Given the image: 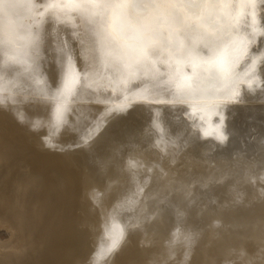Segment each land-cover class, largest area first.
Listing matches in <instances>:
<instances>
[{"label":"rangeland","instance_id":"rangeland-1","mask_svg":"<svg viewBox=\"0 0 264 264\" xmlns=\"http://www.w3.org/2000/svg\"><path fill=\"white\" fill-rule=\"evenodd\" d=\"M10 1L8 0V2ZM21 1L25 3V0H19V2L17 0L16 2L14 0L11 1L15 3L11 4L13 7L15 5L14 8L12 7V10L8 6L9 3H6L7 0L4 3L5 7L3 6L5 10L2 7V12L5 11L8 14L6 11L7 6L8 8L10 7L9 10L11 12H14L13 10L19 5V10H15V12H18H16L15 16H18L16 18L20 17V19L12 18L15 12L12 16L9 12L5 18H10L7 20L10 24L6 22L3 26L5 28L3 29V34L9 35L8 37L5 34L3 35V40L5 39L3 45L8 43V46L0 51V71L5 79L10 80V83L9 85L6 84V97L0 101V136L4 137L3 142L5 144L8 138L7 141L9 143L5 148H8L10 145L14 149H16V146L17 148L20 147L19 150L15 151L16 153L13 150L14 153L11 152L10 156L12 154H15L14 156L17 155V157L23 155L18 158H26V160H19L21 164L17 161V157V160L15 159L17 163L14 159L10 161L11 164L15 163L14 165L16 166L26 168L24 176H29L31 179L33 177L34 181H32L36 182L34 184H37V187L39 186L41 191H38V188L34 184L33 186L35 187L30 188L32 190L28 189L29 186L25 187V192L28 191L27 195L33 201L40 200L42 197L39 196L43 195L42 199L44 201L45 193L53 194L51 191L66 193L64 195V202L67 205L69 218L72 220V231L66 237L59 238L61 232H57L59 235H56L54 228L51 229L52 225L48 224L46 225V228L48 227L47 231L43 229L45 234L39 231L36 235L37 237L35 236L36 238H34V246L32 247H35L36 244V247L41 246L46 251L51 247L49 243L57 241L56 247L46 254L47 259L45 264H264V68L261 69L260 73L251 71L256 58L264 57V22L256 24L255 30H253L251 25L254 24V20H259V17L254 18L246 15L244 16L245 22L238 24V17L242 13L249 11V9L246 5L236 3L235 0L232 3H223L225 9L223 5V7L221 6L222 3L218 4L214 2L213 4L212 2V6L214 5L212 7L210 6V2H205L203 3L204 6H201L203 8L209 6L208 9L212 8L211 12L213 14H210V11L205 10V8L201 12L207 11L208 15L203 16L205 13L196 10L197 14L194 18L188 13L187 9L183 11L184 9L182 10L181 7L180 11H178L181 15H185L183 24H176L171 19L168 20L166 18V20L163 19L164 22L161 20L157 22L154 19L156 17L155 12H157L155 8L152 10L150 7L141 5L137 9L132 10L136 13L137 10L144 7L139 10L140 12L137 11L136 16L139 18L138 21L141 19L142 23H145V21L147 23H145L146 25L142 24L144 27H141L140 23L134 24V27L140 25L137 27L144 29L140 34L147 37L150 44L156 45L154 49L158 50V52L154 53L156 51L154 50L151 55L152 58L160 53L162 49V53L157 55L159 58L156 56L152 59L149 56L147 59L150 67L155 68L158 66L157 68H165L163 72H160L162 73L160 77L163 76L161 80L163 81V78L167 80L170 78L169 81L175 83H181L182 81L190 84V78L195 76L201 82L197 81V86H194L196 89L186 87L188 90L179 91L180 95H178V91L174 92V96L171 95L174 100L170 98L172 101L169 103L164 102L156 106L152 102L153 98L149 95L138 98L136 96L128 97L129 92L127 93L121 81V78L127 77L128 73L129 75L133 73V69L131 72L129 67H132L135 61H131L130 59L134 58L136 54H140L141 50L145 47L144 44H140L138 48L133 47L127 50L123 57H119L118 61L117 56L112 55V44L109 40L105 39L103 44L97 42V45V38L93 29L95 26L93 24L91 25L85 18L80 19L76 15L71 16L68 10L66 12L64 9L63 13L62 6L58 5V8L56 7L57 2L59 1L58 4H60L62 0H56V8L48 6L50 5H47L48 0L41 1L45 5L38 1L40 6H45L44 9L46 11L37 6L39 5L36 2L37 0H30L32 2L26 0L31 4L33 3L34 6L30 5L31 9L35 7L33 11L29 10V8L25 10L28 3H25L26 6H24L25 4L23 5ZM253 2L264 5V0H253ZM46 6L50 8L47 9ZM66 6V9L68 6L71 7V5ZM162 7V10L168 11V9L165 10L167 8L166 5ZM145 8L154 11V14L152 11L150 13L147 10L145 11ZM200 8H198L199 11ZM220 8L224 9L223 12L226 10L223 13L224 15H227L228 11L227 20L224 19L226 15H219L223 10ZM217 9L221 11H217ZM22 10L32 12L33 14L30 13V16L38 14L39 16L41 15L40 17H45L46 19L41 18L42 21H40V17L37 16V18L34 17L33 22V16L27 19L26 16H29V14L26 13V16L25 14H20ZM50 10L54 13L57 11V17H54L56 20H51L53 15L49 17L53 13ZM108 10L106 15L98 19L96 24H107L109 32L115 34L116 28L114 27L113 13H116L117 9H112V12H110L111 9ZM142 10L146 14L144 15L146 19H142ZM23 11L21 13H25ZM40 11H43V13ZM61 11L63 17L64 15L66 17L58 19L62 15ZM258 11L264 13V7H261ZM5 13H3V18L6 16L4 15ZM40 13L43 15L47 14L49 19L46 15L42 16ZM148 13L152 16L148 18L150 20L154 19L155 21L153 20V22L155 23L147 19ZM215 16H221L223 19L220 18L219 20ZM228 17L230 18L228 19ZM74 18H76L75 21ZM15 19L16 22L13 21ZM47 19L48 21H44ZM62 19L65 20V23L60 21ZM216 19L219 22L216 26L215 24L213 26ZM50 20L53 22H50L53 24V29L50 26ZM70 20H73L71 21L72 23H70ZM58 21L63 23V25L59 26ZM220 21L221 24H226V27L230 26L229 30L223 24L224 28L222 29ZM45 22L49 25L47 24L48 26H46ZM85 23L87 25L90 24V26L84 28L87 26ZM151 23L154 27H151ZM7 24L11 25V27L13 26L11 31L8 29L10 26L8 27ZM57 25L61 28L60 30L56 28ZM38 26H40L39 32L40 29H43L42 33L40 32L42 35H45L43 31H46V28L50 27V34L46 31V34L49 35L43 37L37 32ZM184 26L189 29L190 27H194L197 29L198 34H203L196 35V33H193L198 39L192 34L198 44L192 40L191 36V40H187L184 37L182 33L185 29ZM206 26L215 28L211 29L208 27V30H206ZM29 28L32 30V34L30 35L31 30ZM216 28L218 29L215 30ZM209 29L214 33L212 34V31L210 30V32ZM225 29L227 30L225 31ZM51 30L58 34L59 37L54 32H51ZM58 30L59 32H57ZM84 30L85 32L89 30L88 33L94 36L87 33L86 36L89 39H86L87 37L85 38L82 35L85 33ZM220 31L221 33H219ZM23 32L25 34L27 32L26 38L30 39L29 41L24 37ZM209 33L210 35L207 36ZM257 33L260 34L258 35ZM179 34H183L182 39H186H183L184 42L187 41V46L185 45L186 43L182 42V44L184 43V46L181 45V47L183 46L182 49L179 47L181 41L179 42L180 44L176 42L179 41L177 38L181 37ZM221 34L225 40L222 39ZM50 36H56L57 38L54 41L53 37L50 38ZM206 36L207 38H205ZM40 37L44 41L40 42ZM93 37H95L93 39L95 42L92 40ZM212 37L213 39H219V42L223 41L220 42L222 45V56L224 57L226 54V61L236 65L237 73L241 76L248 73L238 89L240 94L239 102H231L227 98V93L219 95L220 88L218 85L216 86L217 82L212 74L206 70L200 71L199 69L201 66L199 62L201 61L200 63H202L201 54L204 55L203 53H205V56L209 54V48L207 49L208 43L211 44L209 46H212V44L214 45L218 42L217 40L215 43ZM233 37H236V39L234 40ZM37 38H39L40 44L42 43L41 45L36 44ZM202 38L209 40L208 42L205 40V42ZM8 39L10 40L6 42ZM83 39H86V41L84 40L85 44L82 42ZM162 39H166L165 42ZM171 39H174L176 43L172 42ZM31 40H33L32 45H29L28 43L31 44ZM87 41L89 42L87 43ZM166 41L168 43L170 41L171 44L173 43L172 48L169 46L171 44H168ZM188 41H190L189 43L192 41L195 43H191L190 47H188ZM201 41L205 42L206 46L203 47L205 50L202 48L204 42L201 44ZM48 42H51L52 45H49ZM90 42L94 43L92 44L93 47H91ZM219 42L216 46L220 45ZM122 43H127V41H122ZM132 43L135 44V41H132ZM159 43L166 45L165 47L163 45L159 46ZM167 45L171 49L174 48L173 46H178L182 50L175 51L178 47L172 50L176 52L174 55L176 54L179 57L173 56L176 62L172 58L173 53L171 49L168 51ZM191 46L194 47V50H191L195 51L196 49L195 52L199 53L195 54L193 51L188 53L187 49L189 48L190 50ZM216 46L214 45V47L210 48L217 49ZM42 47L47 48L45 49L46 51L48 50L47 56L45 55L46 53H43ZM184 47L187 49L184 50ZM198 47H201L199 50L203 49L204 52L202 50V53L198 51ZM245 47L253 49V51L241 60ZM36 48H38V54L40 52L43 53L38 58L35 51ZM97 48H99V51L103 49V52H99ZM104 48L108 50L104 51ZM255 49H258V51H255ZM163 50H167L168 54L167 51L163 53ZM206 51L208 54H206ZM183 52L184 54L187 52L185 54L186 57L183 54L181 57L179 56ZM169 53H171V57ZM177 53L180 54L177 55ZM166 54L169 55L168 58ZM189 54H195L191 55V57H194V60L193 58L192 60L189 58ZM109 55L112 58H107ZM195 56L198 57L195 58ZM161 57L165 59L162 60ZM187 57L189 58L188 60ZM156 58L157 60H155ZM166 58H172L175 62H172V65L174 63L176 68L173 67L174 65H171L172 60H168V62ZM195 60L199 61L198 65H196L197 62ZM187 61L189 62L190 70L187 67L188 63L187 65L185 63L184 66V62ZM237 61H239L238 64ZM117 62L122 63L124 65L122 66L123 68ZM167 64L170 66L168 67ZM164 65L167 66L165 67ZM2 69L8 70V78L5 75L6 71H2ZM191 69H194V72H191L193 71ZM177 70L178 72H175ZM126 71L127 74L125 73ZM33 73L36 76L32 75ZM151 74L150 72L148 76ZM22 75L28 77L22 79L25 77H22ZM183 75H186L184 77L189 79H184ZM198 76H201V78ZM203 78L206 80L204 81ZM157 79L162 82L158 76ZM167 80L163 82H168ZM200 80L204 81L205 84ZM249 80L253 82L252 89H249L247 86ZM26 83H28V86L29 84L31 85L26 88ZM213 83H215V86H213ZM200 84H203L202 88ZM31 86H33V91L30 90ZM213 87H215L216 91L213 89L212 92ZM205 88L206 90L210 88V90L204 91ZM51 90L58 92L56 95L57 101L55 100L54 105L49 106L48 103L39 112H30V110H36L35 107L42 106L40 103L44 102L45 98L52 93ZM189 90L192 91L190 92ZM20 91L23 95L20 94ZM235 91H233V95ZM10 92L11 95L13 92L18 93L17 97H15L16 94L12 95L13 99H16L13 101L11 107L5 101ZM189 92L195 97L190 96ZM187 94L192 98L190 99ZM210 94L212 97L209 98ZM1 95H4V93L0 91ZM20 95L23 97L21 98ZM197 95L198 97L200 96L201 103L204 105L200 104L199 98L196 102L197 106L195 102L191 105V101L194 99L196 101ZM180 96H182L184 101L181 100ZM214 96L216 99L213 98ZM35 97L38 98V101L35 100ZM201 97L204 98L202 99ZM177 100L180 101L178 104ZM212 100L213 102L216 101V103H213ZM35 101L40 105L37 106ZM203 101H206V105ZM30 103L32 106L28 107L27 105H30ZM210 103L213 105L226 103L228 106L226 109H216ZM127 105H132V107L128 108L127 111H122ZM184 105L188 108L184 107ZM208 105H211V107ZM191 106H194V108L192 109ZM198 106L203 109H201L202 111H210L208 112L209 115L199 111L201 116L197 112L200 110ZM201 106H208L210 109L207 110L208 107L203 108ZM7 109H11L13 113L10 114ZM57 110H60V113ZM170 112L173 116L168 114ZM56 113L58 114L57 117L59 115L62 117L60 122L55 125L52 134H50L51 138H48V134H46L48 126L50 121L56 117ZM158 116L162 117V121L157 119ZM19 118H24L25 123H18ZM186 119H188L187 125H183ZM11 124H14V133H9V135L1 131V129L7 130V126ZM34 125L36 126L34 127ZM206 131L212 134L205 136L204 133ZM217 131L223 133L226 137L223 143L217 139ZM2 137H0V145L4 144L1 141ZM35 137L42 138L43 142L45 140L49 142V139H53V141L48 144H40L37 140H34ZM0 148H4V146ZM19 152L20 154L18 155L17 153ZM9 153L7 149V152H4V154L0 152V156L2 158L3 155H9ZM29 160L30 164L27 162ZM130 161L136 163L135 168L130 166ZM26 165H29L28 169ZM39 167L42 168L40 169ZM33 174L39 178L42 177V180L37 178V183ZM29 177L26 178L27 180L25 179V182L27 181V183L24 182L25 184H29ZM32 181L30 184L33 183ZM91 184L98 186L99 189L102 188L108 191V196H106L101 206L95 204L89 197ZM43 185L44 187H42ZM42 190L43 193H41ZM30 191L32 192L30 193ZM37 203L41 202L37 201ZM101 208H111L113 210L110 221H100L98 219ZM2 220L0 219V242L4 243L11 238L12 233L11 229L6 225L7 223L2 222ZM91 222L96 223L98 227V231L95 227L97 235H95V232L93 236H89ZM48 232H50L51 237H49V234H46ZM41 238H44L42 242L40 241L42 240ZM50 239L52 240L49 242ZM45 240L46 243H43ZM117 240H119V244L116 250L109 255H105ZM92 242L95 244L94 246ZM2 248L0 247V251H5L6 247ZM30 250L32 252V249ZM7 257L8 255L5 258Z\"/></svg>","mask_w":264,"mask_h":264},{"label":"bare ground","instance_id":"bare-ground-1","mask_svg":"<svg viewBox=\"0 0 264 264\" xmlns=\"http://www.w3.org/2000/svg\"><path fill=\"white\" fill-rule=\"evenodd\" d=\"M11 1H13V0H11ZM8 2V0H7V2H6V0H5V2L6 3H9V5L8 6H10L11 7V10H12V7L13 6H11V4L13 3V4H15L14 2H16V0H14V2ZM18 2H19V0H17ZM30 1V0H29ZM36 1V0H35ZM38 1L40 2V3H43L44 1L43 0H37L36 2L38 3ZM41 1H43V2H41ZM49 1L50 0H48V3H47V5L48 4H50L49 3ZM17 2V3H18ZM21 2H23V1H21ZM21 2H20V4H21ZM30 2H32V1H30ZM59 2V1H58ZM58 2H57V5H56V3H55V5H56V7L58 8V5L59 6H62L63 7V13H64V11L66 10V12H67V10H68V8H69V6H68V8L66 9V4L64 3V5H63V3L60 1V4L62 3V5H60V4H58ZM25 3L29 6H27V7H25V10H27L28 8H29V10L31 9V7H30V5H33V3L31 4V3H29V2H27L26 0H25ZM24 2L22 3L23 5L25 4ZM206 3H208L207 2V0H206ZM212 2H210V4H211ZM216 3H218V2H216ZM215 3V4H216ZM12 4V5H13ZM26 4L24 5V6H26ZM39 4V3H38ZM44 4V3H43ZM213 4H214V2H213ZM219 4V3H218ZM227 4V3H226ZM225 4V5H226ZM22 5V6H23ZM45 5V4H44ZM203 6H204V4H202ZM223 5V3L221 4V6ZM3 6L5 7V5L3 4ZM2 6V7H3ZM8 6H7V8H6V11L8 12V14H9V12L11 13V16H12V14H14V12H15V10H19V5L17 6L18 7V9H16L15 8V10H13L14 12H11V10H9V8H8ZM21 6V7H22ZM23 6V7H24ZM34 6V5H33ZM37 6H40V4L39 5H37ZM43 6V5H42ZM42 6H40L41 8H43L44 9V7H42ZM49 6V5H48ZM48 6H46V8L48 7ZM65 6V7H64ZM143 6V5H142ZM162 6H164V5H161V8H163ZM203 6H201V8H200V11H199V9H197V11L198 12H201V10H204L205 8V10H207V11H210V14L212 13L211 12V10H212V8L209 10L208 9V7H204L203 8ZM207 6V5H206ZM210 6H212V4L210 5ZM214 6V5H213ZM212 6V7H213ZM224 6V5H223ZM222 6V7H223ZM3 7V9L5 10V8ZM14 7H15V5H14ZM13 7V8H14ZM40 7L38 8V9H40ZM55 7V6H54ZM55 7V8H56ZM167 7V6H166ZM220 7V6H219ZM27 8V9H26ZM50 8V7H49ZM49 8H47V9H49ZM144 7H142V8H140V9H143ZM227 8V7H226ZM20 9H22V8H20ZM33 9H35V7L33 8ZM33 9H31L32 11H33ZM43 9H40V10H43ZM65 9V10H64ZM139 9V10H140ZM167 8H165V10H166ZM184 9V10H183ZM220 9H223V8H220ZM220 9H217V11L218 10H220ZM224 9H225V6H224ZM224 9L222 10V13L220 12L219 13V15L220 14H223V13H225L226 12V10H225V12H223L224 11ZM24 10V9H23ZM22 10V11H23ZM28 10V12L27 11H23V12H25V13H21L20 11V14H25V16H26V13L27 14H29V16H26V18L27 19H29L30 17H32V16H30V13H32V12H30ZM60 10V9H59ZM110 10V9H109ZM108 10V11H109ZM139 10H137L138 12H140ZM148 11L149 13H150V11H152V10H154L153 8H152V10H148V9H146L145 8V11ZM179 10V9H178ZM182 10L183 11H186L185 10V8H183L182 7ZM228 10V9H227ZM37 11V10H36ZM44 11H46L45 9H44ZM51 12H53L52 10H50ZM115 11V10H114ZM119 10L117 9V12H118ZM137 11H136V13H137ZM157 11V10H156ZM163 11H164V9H163ZM180 11V10H179ZM207 11H202L201 13H205V14H203V16H205V15H208L207 14ZM215 11H216V7H215ZM215 11H213V12H215ZM17 12V11H16ZM16 12H15V14H14V16L12 17V18H16V17H18V16H15L16 15ZM40 12H42L43 13V11H40ZM56 13H54V14H56V15H54L53 13L52 14H50L49 15V17L50 16H52L53 15V17H52V19L51 20H53L54 19V17H57V11H55ZM110 12H112V9H111V11ZM116 12V13H117ZM141 12H143V17H142V19H146L145 17H144V15H146L145 13H144V10H142ZM154 11H152V13H153ZM165 12V11H164ZM3 13H5V11L3 12ZM18 13V12H17ZM35 13V12H34ZM42 13H40V14H42ZM47 13V12H46ZM59 13H60V11H59ZM109 13V12H108ZM135 13V14H136ZM148 13V15L149 16H147V19H149L150 20V18L152 17L150 14ZM157 12H155V16L157 15L156 14ZM184 13V12H183ZM216 13V12H215ZM218 13V12H217ZM7 13H5L4 15H6V16H4V18L5 17H7V15H8ZM33 14V13H32ZM48 14H49V12H48ZM61 14H62V11H61ZM154 14V13H153ZM152 14V15H153ZM181 14V13H180ZM185 14V13H184ZM186 14H188V13H186ZM213 14V13H212ZM230 14V13H229ZM34 15H36V16H33L32 17V20H33V22H34V17L35 18H37V16L38 17H40L38 14H34ZM46 15V17H48V15L47 14H45ZM45 15H43L42 14V16H45ZM67 15V14H66ZM113 15H114V13H113ZM139 15H141V13H139ZM214 15H217V14H214ZM224 15V14H223ZM222 15V16H223ZM226 15V14H225ZM224 15V16H225ZM227 15H228V11H227ZM227 15H226V17H224V19H226L227 20ZM10 16V15H9ZM24 16V15H23ZM71 16H75V14L73 13V15L71 14ZM112 16V15H111ZM182 16H183V14H182ZM185 16V15H184ZM183 16V17H184ZM200 16V15H199ZM230 16H231V14H230ZM29 17V18H28ZM49 17H48V19H49ZM60 17H63V14L61 15V16H59V18L58 19H61ZM64 17H66L65 15H64ZM63 17V18H64ZM77 17V16H76ZM138 17H140V16H138ZM148 17H150V18H148ZM153 17H154V15H153ZM216 17H218V19L220 20V18L221 19H223V17H219V16H215V18ZM41 18H44V19H46L45 17H40L39 19H41ZM81 18H83V17H80V19ZM166 19H170V18H168L167 16L165 17ZM164 18V20H166ZM187 18V17H186ZM214 18V17H213ZM230 17H228V19H229ZM8 19H10V18H8ZM7 18H5L4 19V24H3V26L5 25V23L6 22H8L7 20H8ZM17 20L18 19H20V17L19 18H16ZM16 19L15 20H13V21H15L16 22ZM48 19L47 20H44V21H48ZM75 19L76 18H74V21H75ZM79 19V20H80ZM139 19V18H138ZM155 19V18H154ZM154 19H152V20H150V21H152L153 22V20ZM202 19H204V17H202ZM22 20V19H21ZM31 20V21H32ZM37 20V19H36ZM35 20V22H37ZM49 21V23L50 22H52V21ZM54 20H56V18L54 19ZM65 20H66V18H65ZM65 20H60V21H62L63 23H65L64 21ZM78 20V21H79ZM83 20V19H82ZM113 20V19H112ZM148 20V22L150 23V21ZM164 20H161L162 22H164ZM214 20V19H213ZM25 21V20H24ZM29 21V20H28ZM40 21H42V19L40 20ZM67 21L69 22V20H68V18H67ZM71 21H73V20H70V23H72ZM77 21V22H78ZM106 21V20H105ZM155 21V20H154ZM171 21V20H170ZM223 21V20H222ZM225 21V20H224ZM229 21H231V20H229ZM19 22V21H18ZM17 22V23H18ZM22 22V21H21ZM67 22V23H68ZM81 22V21H80ZM96 22H98V20L96 21ZM107 22V21H106ZM219 22V21H218ZM217 19H216V21L213 23V21H212V23H213V26H214V24H215V26L217 25ZM9 24H10V22H8ZM20 23V22H19ZM23 23V22H22ZM38 23V22H37ZM36 23V24H37ZM42 23V22H41ZM46 23V22H45ZM53 23V22H52ZM52 23H50L51 25V27L53 26V24ZM63 23H61V22H59L58 21V24H60L59 26H61V24L63 25ZM70 23H68V24H70ZM83 23H84V21H83ZM82 23V24H83ZM108 23V22H107ZM139 23L142 25H144L145 23H147L146 21H145V23H142L141 22V19L139 20ZM148 23V24H149ZM153 23H155V22H153ZM210 23H211V21H210ZM224 23H226V22H224ZM231 23V22H230ZM12 24V23H11ZM43 24V23H42ZM41 24V25H42ZM48 23H46V26H48L47 25ZM99 24V23H98ZM148 24H147V26H148ZM152 24V23H151ZM150 24V25H151ZM220 24H221V21H220ZM223 24V23H222ZM222 24H221V28L223 29L224 27L222 26ZM8 25V24H7ZM6 25V26H7ZM13 25V24H12ZM18 25H21V24H18ZM34 25V24H33ZM38 25H40V23H38ZM45 25V24H44ZM85 25H87L86 23H85ZM92 25V24H91ZM141 26V27H144V26ZM146 25V24H145ZM149 25V26H150ZM155 25V24H154ZM209 25V24H208ZM223 25H225V27H226V24H223ZM227 25H228V22H227ZM10 26V28H8V29H10V31H11V28L13 27H11V25H8V27ZM35 26H37V25H35ZM65 26V25H64ZM66 26H68V25H66ZM84 26V25H83ZM90 26V24H88L87 26H85L84 28H86V27H89ZM94 26V25H93ZM137 26H140V25H136L135 27H137ZM153 26V24L151 25V27ZM218 26H219V24H218ZM217 26V27H218ZM229 26V25H228ZM15 27V26H14ZM39 27L40 26H38V31L37 32H39ZM42 27H44V28H46L45 26H42ZM41 27V28H42ZM132 27H134V24L132 25ZM134 27V28H135ZM154 27V26H153ZM207 27V29L206 30H208V27L209 28H211V29H213V28H215V27H212V26H206ZM230 27V26H229ZM229 27H226L227 29L229 28ZM31 28V27H30ZM29 28V30H31ZM57 29H61V28H59L58 27V25H57V27H56ZM91 28H93V27H91ZM138 28V27H137ZM146 28V27H145ZM147 28H149V27H147ZM184 28H185V26H184ZM194 27H190V29L189 28H185L184 30H183V34H184V37H186L187 38V40H191V38H190V36L193 38L195 35L193 34V33H196V35L198 34L197 33V29H193ZM219 28V27H218ZM218 28H216L215 30H217ZM220 28V29H221ZM3 29H5L4 27H3ZM6 29H7V27H6ZM7 29V30H8ZM13 29V28H12ZM14 29H16V28H14ZM48 29V30H47ZM52 29H53V27H52ZM56 29V30H57ZM63 29V28H62ZM89 29V28H88ZM94 29V28H93ZM211 29H209V31L211 30ZM221 29V30H222ZM227 29H225V31L227 30ZM231 29V28H230ZM7 30H5L6 32H8ZM33 30V29H32ZM32 30H31V33H29V35L30 34H32ZM42 30L43 29H40V32L42 33ZM45 30V29H44ZM59 30L57 31V32H59ZM83 30V29H82ZM201 30H202V27H201ZM229 30V29H228ZM23 31H26V30H23ZM46 31L47 32H49V34H50V27H48V28H46ZM46 31H43V33L45 34V35H42L40 32V34L44 37V36H46L47 34V32ZM199 32H200V30H198ZM212 31V30H211ZM210 31V32H211ZM4 32V31H3ZM13 32V31H12ZM51 32H54L53 30H51ZM83 32V31H82ZM81 32V33H82ZM84 32H85V30H84ZM88 32H89V30H88ZM88 32H85V33H83L82 35H83V37H87L86 39H89V37L88 36H86L87 35V33ZM203 33H204V31H202ZM215 32H218V31H215ZM224 32V31H223ZM9 33V32H8ZM24 33V32H23ZM205 33H206V31H205ZM208 33V32H207ZM214 32L212 31V34H213ZM219 33H221V31L219 32ZM219 33H218V35H219ZM226 33V32H225ZM5 34V33H4ZM3 34V35H4ZM10 34L12 35V33L10 32ZM48 34V35H49ZM52 34V33H51ZM54 34L57 36V37H59V35L58 34H56L55 32H54ZM54 34H52V35H54ZM60 34V33H59ZM88 34H90V33H88ZM183 34L181 35V34H179V35H181V37L179 36V35H177V36H179L178 38H177V40H179V41H176V42H178V44H180L179 42L181 41V44H180V46L179 47H181V45H183L184 43H186L185 45L187 46V41L186 42H184L183 41V39L184 40H186L185 38H183L182 39V36H183ZM192 34L194 35V36H192ZM216 34V33H215ZM214 34V35H215ZM223 34V33H222ZM221 34V35H222ZM5 35H7V34H5ZM9 35V34H8ZM8 35H7V37H8ZM26 35H27V32H26V34L24 33V37L26 38ZM40 35V36H41ZM47 35V36H48ZM90 35H92V34H90ZM89 35V36H90ZM198 35H203V34H198ZM206 35V34H205ZM208 35H210V33L209 34H207V36ZM13 36V35H12ZM41 36V37H42ZM56 36H50V38L51 37H53V39H54V41H55V38H57ZM92 36H94V35H92ZM176 36V37H177ZM207 36L205 37V38H207ZM213 36V35H212ZM6 37V36H5ZM33 37V36H32ZM41 37H40V39H41ZM196 37V39H198L197 38V36H195ZM194 37V38H195ZM218 37V36H217ZM222 37H223V35H222ZM11 38V37H10ZM46 38V37H45ZM49 38V37H48ZM47 38V39H48ZM95 37H93L92 38V40L94 39ZM192 39V40H194V41H196V43H197V40H195V39ZM26 39H28V38H26ZM32 39V38H31ZM81 39H82V37H81ZM86 39H83L82 40V42H84V40L86 41ZM176 39V38H175ZM181 39V40H180ZM202 39H204V38H202ZM201 39V40H202ZM209 39H210V36H209ZM209 39H204V41L206 40L207 42H208V40ZM212 39H213V37H212ZM223 40H225L224 39V37L222 38ZM10 39H8V40H6V42L7 41H9ZM30 39H28V41H29ZM43 39H41L40 40V42L42 41ZM162 40H164V39H162ZM161 40V41H162ZM166 40V39H165ZM165 40L163 41V42H165ZM172 40V39H171ZM215 40V43L217 42V40H218V42H219V39H213V41ZM220 40H221V37H220ZM32 41L33 40H31L30 42H31V44L30 43H28L29 45H32ZM44 41V40H43ZM48 41H49V39H48ZM90 41H91V37H90ZM94 41V40H93ZM160 41V42H161ZM175 42V40L173 39L172 40V42ZM204 41H201V44H203L202 42H204ZM205 41V42H206ZM210 41H211V39H210ZM5 42V39L3 40V43ZM40 42L39 43H36V44H40ZM51 42H53V41H51ZM51 42L49 43L48 42V44L50 45L51 44ZM89 41H87V43H88ZM95 42V41H94ZM97 42H99L98 40L96 41V43ZM167 43H168V41H166ZM175 42V43H176ZM182 42H184L183 44H182ZM190 41H188V44H189V46L188 47H190V44L192 43V44H194L195 42H191V43H189ZM205 42H204V45L202 46V45H200V46H202V48L204 47V46H206L205 45ZM217 42V43H218ZM220 42H223V41H220ZM220 42H219V44H220ZM47 43V42H46ZM54 43V42H53ZM86 42H84V44H85ZM91 43V45L92 44H94V43H92V42H90ZM95 43V44H96ZM169 43H170V41H169ZM168 43V44H169ZM200 43V42H199ZM214 44L215 46L216 45H218V44ZM42 44V43H41ZM40 44V45H41ZM171 44V43H170ZM198 44V43H197ZM209 44L210 43H208V47H207V49L209 48ZM28 45V46H29ZM44 45V44H43ZM42 45V46H43ZM46 45V44H45ZM52 45V44H51ZM97 45H98V43H97ZM161 45H163V47H165V45L164 44H160L159 43V46H161ZM172 45H173V43L171 44V45H169L171 48H172ZM175 45V44H174ZM176 45V46H177ZM211 45V44H210ZM214 45L212 44V46L214 47ZM6 46H8V43H6V44H4V45H2V47H0V51L1 50H3ZM28 46H26V47H28ZM35 46H37V45H35ZM47 46V45H46ZM169 46L167 45V49H168V51H170V49L171 48H169ZM177 46V47H178ZM184 46V45H183ZM182 46V47H183ZM185 46V47H186ZM192 46H195V45H192ZM191 46V48H190V50H189V48L187 49V48H185L184 47V50L185 49H187L186 51L188 52V53H190V51L192 52L194 49V47H192ZM198 46V45H197ZM212 46H210V47H212ZM221 46V47H220ZM88 47V46H87ZM90 47V46H89ZM91 47H93V45L91 46ZM97 47V46H96ZM95 47V48H96ZM111 47V46H110ZM175 49L177 48V47H175V46H173ZM178 47V49L177 50H175V51H178V50H180V48ZM182 47H181V49H182ZM35 48V47H34ZM33 48V49H34ZM38 48H39V46H38ZM38 48H36L35 49V51H36V53L38 52L37 50H38ZM44 47H42L41 49L43 50V53H46L45 55L47 56V51L45 50V49H47V48H44ZM101 48V47H100ZM103 48V47H102ZM112 48V47H111ZM155 48H156V45H155ZM174 48L173 49H171V51L172 50H174ZM195 48H197V47H195ZM199 48H201V47H198V51H200L201 52V50L204 52V50L203 49H201V50H199ZM216 48H218L219 49V53L221 54V55H223L222 53H221V50H222V45L220 44L219 46H216ZM92 49H94V48H92ZM98 49V51H99V48H97ZM110 49V48H109ZM159 49H160V47H159ZM191 49H193V50H191ZM213 49V48H212ZM46 52H45V51ZM96 50V49H95ZM105 50H108V49H105L104 48V51ZM154 50H156V49H154ZM165 50V49H164ZM163 50V51H164ZM41 51V50H40ZM100 51H102L103 52V49H101ZM99 51V52H100ZM112 51V50H111ZM167 51V50H166ZM166 51H164L163 53H166ZM168 51H167V54H168ZM175 51H172V58H173V56H175V57H177L176 56V54L174 55V53H176ZM180 51H182V50H180ZM195 51H196V49H195ZM195 51H193V52H195ZM208 51V50H207ZM207 51H206V54H210V52L208 51V53H207ZM101 52V53H102ZM113 52V51H112ZM155 52H158V50H156V51H154V53ZM187 52L185 53V54H187ZM35 53V54H36ZM39 53V52H38ZM37 53V58H38V56L39 55H43V53L42 52H40V54H38ZM160 53H162V49H161V52ZM160 53H158V54H156V56L157 55H160ZM196 53H199V52H195V54ZM202 53V52H201ZM103 54V53H102ZM166 54V55H167ZM170 54V57H171V53H169ZM178 54H180V53H177V55ZM184 55L185 56V54H184V52L183 53H181L179 56L181 57V55ZM195 54H191L192 56L193 55H195ZM204 55H202L201 54V57H202V59H203V56L205 57V53H203ZM208 54V55H209ZM44 55V56H45ZM106 55V54H105ZM104 55V56H105ZM113 55V54H112ZM137 55H139V56H137ZM190 55V54H189ZM191 55H190V59L192 60V58H193V60H194V57H191ZM200 55V54H199ZM40 56V57H41ZM113 56H115V55H113ZM155 56V57H156ZM34 57H35V55H34ZM106 57V56H105ZM112 58V56H110L109 55V57H107V58ZM123 57V56H122ZM125 58H126V56H124ZM151 58H152V56H150ZM154 57V58H155ZM158 57V56H157ZM169 57V55H167V58ZM186 57V56H185ZM187 57V60L189 59ZM196 57H198V56H195V58ZM201 57H199V58H201ZM44 58H46V57H44ZM129 58V57H128ZM149 58V57H148ZM147 58V59H148ZM154 58H152V59H154ZM159 58V57H158ZM162 58V57H161ZM160 58V59H161ZM166 58V59H167ZM172 58H170V59H167V61L169 60H172L171 61V65H172V62H174L173 61V59ZM177 58H179V57H177ZM182 58H183V56H182ZM199 58H198V60H199ZM43 59V58H42ZM113 59H116V58H113ZM119 58L117 57V60H118ZM147 59H143L142 57H141V55L140 54H136V56L134 57V58H132V59H130L131 61H135L134 62V64H133V66L131 67H129L130 69H131V72H132V69H133V73H131L130 75H129V73H128V76L127 77H125V78H121V81L123 82V85L125 86V88H126V90H127V93H128V97H135L136 96V98H138V97H142V96H146V95H149L151 98H153V103L154 104H156V106H158V105H161L162 103H164V102H167V103H169L170 101H172V100H174V99H172V97H171V95H173L174 96V92H176V91H184V89L185 90H188L187 88H186V85H188V84H186V82H182L181 81V83L179 82H173V81H169L170 80V78H168V80L167 79H165V78H163L164 80L163 81H165V80H167L168 82H163L162 80H161V78L163 77H160L161 75H162V73H160L161 71L163 72V69H165V68H157L158 66H156L155 68H153V67H150L149 65H148V63L149 62H147L148 60ZM152 59H151V61H152ZM159 59V61H161ZM163 59H165L164 57L162 58V60ZM185 59V58H184ZM224 59L225 60H227V56H226V54L224 55ZM116 60V61H117ZM121 60V59H120ZM155 60H157V58L155 59ZM175 60V62H176V59H174ZM180 60H182V59H180ZM190 60V62H192ZM39 61V60H38ZM119 61V60H118ZM123 61V60H122ZM128 61V60H127ZM130 61V62H131ZM159 61H157V63L159 62ZM166 61V62H167ZM168 61V62H169ZM196 61V60H195ZM194 61V62H195ZM124 62V61H123ZM147 62V63H146ZM153 62H155V61H153ZM164 62H165V60H164ZM174 62V63H175ZM197 62V64L196 65H198V62L199 61H196ZM201 62V61H200ZM199 62V64L201 65V63ZM116 63V62H115ZM118 63V62H117ZM156 63V62H155ZM154 63V64H155ZM174 63H173V65H174ZM185 63H186V65H187V63H188V65H187V67H189L188 68V70H190V66H189V62L187 61V62H184V66H185ZM43 64H45V63H43ZM119 64H121V67L122 66H124L122 63H118V65ZM154 64H151V65H154ZM158 64H160L161 65V63L159 62ZM165 64V63H164ZM169 64V63H168ZM167 64V65H168ZM23 65V64H22ZM125 65H127L126 63H125ZM155 65H157V64H155ZM154 65V66H155ZM159 65V66H160ZM167 65H164L165 67L167 66ZM172 65V66H173ZM179 65H181V64H179ZM183 65V64H182ZM192 65H194L193 63H192ZM26 66H27V64H26ZM29 66V65H28ZM162 66V65H161ZM170 65H168V67H169ZM176 65H174L173 67H175ZM120 67V68H121ZM197 68H198V66H196ZM25 68V67H24ZM29 68H30V66H29ZM123 68V67H122ZM171 68V67H170ZM176 68V67H175ZM193 68V67H192ZM194 68H195V66H194ZM197 68H196V70H197ZM126 69H127V67H126ZM161 69V70H160ZM172 69V68H171ZM177 69H178V67H177ZM180 69H181V66H180ZM199 69H200V67H199ZM1 70V69H0ZM5 70V69H4ZM3 69H2V71H4ZM125 70V69H124ZM191 70H193V71H191V72H194V69H191ZM6 71V70H5ZM8 71V70H7ZM5 72V75H6V78H8L7 77V74H9L8 72ZM37 71V70H36ZM152 73L150 76H148L149 74H150V72ZM24 72V71H23ZM165 72H166V70H165ZM170 72V71H169ZM173 72V71H172ZM175 72H178V70L177 71H175ZM196 72V71H195ZM30 73V72H29ZM32 73V72H31ZM126 74H127V71L125 72ZM159 73V74H158ZM22 74V73H21ZM37 74H38V72H37ZM158 74V75H157ZM168 74V73H167ZM32 75H34V73L32 74ZM122 75H123V73H122ZM163 75H164V73H163ZM179 75V74H178ZM23 76H25V75H22V77ZM34 76H36V75H34ZM38 76H39V74H38ZM123 76H125V75H123ZM146 76V77H145ZM157 76L160 78V80L162 81V82H160L158 79H157ZM167 76V75H166ZM181 76V75H180ZM184 76H186V75H183V77ZM28 77V76H27ZM26 76L24 77V78H22V79H25V78H27ZM178 77V76H177ZM189 77V76H188ZM199 77V76H198ZM30 78V77H29ZM33 78V77H32ZM167 78V77H166ZM172 78V77H171ZM176 78V77H175ZM179 79H180V77H178ZM182 78V77H181ZM186 77H184V79H185ZM199 78H201V76L199 77ZM21 79V78H20ZM173 79V78H172ZM186 79H189V78H186ZM30 80H32L31 78H30ZM203 80L205 81L206 79H204L203 78ZM22 81V80H21ZM20 81V82H21ZM24 81H26V80H24ZM24 81H23V83H24ZM178 81V80H177ZM198 82H199V79L197 80ZM200 81H202V80H200ZM204 81H202L204 84H205V82ZM27 82V81H26ZM187 82H188V80H187ZM209 82V81H208ZM9 83H10V80L8 81L7 79H5V77H4V75H2V72L0 71V91H1V93H4V95H1L0 96V101H1V99L2 98H5L6 96V92H7V85H9ZM11 83H12V80H11ZM28 83H29V81H28ZM28 83H26V88H28L31 84H29V86H28ZM183 83V84H182ZM199 83H201V82H199ZM211 82H209V84H210ZM216 83V82H215ZM215 83H213V86H215L214 84ZM7 84V85H6ZM32 84H34V83H32ZM207 84V83H206ZM199 85V84H198ZM201 85V88H202V86H203V84H200ZM210 85H212V84H210ZM209 85V86H210ZM33 86H35V85H33ZM33 86H31V89L30 90H32L33 91V89H32V87ZM123 86V87H124ZM195 86H197V83H196V85ZM208 86V87H209ZM216 86H217V84H216ZM199 87V86H198ZM204 87H207V86H204ZM203 87V88H204ZM211 87V86H210ZM194 88V87H193ZM37 89V88H36ZM194 89H196V88H194ZM209 90H210V88H208ZM213 89L215 90V87H213L212 88V92H213ZM198 90V89H197ZM202 90V89H201ZM206 90V88L204 89V91ZM209 90H206V91H209ZM16 91V90H15ZM14 91V92H15ZM39 91V90H38ZM37 91V92H38ZM52 91V90H51ZM131 91V92H130ZM190 91V90H189ZM192 91V90H191ZM190 91V92H191ZM194 91V90H193ZM199 91V90H198ZM216 91V90H215ZM13 92V94L12 95H15L16 93H14ZM16 92H19V91H16ZM187 93H188V91H186ZM189 92V95L190 96H194V95H192V93H190ZM197 92V91H196ZM212 92H210V93H212ZM194 93V92H193ZM218 93V92H217ZM18 94V93H17ZM17 94H16V96L15 97H17ZM20 94H22L21 93V91H20ZM58 94V92L57 91H55V90H53L52 91V93L50 94V95H48L46 98H45V100H44V102H42V103H40V104H42V106H38V105H40V104H38V102H36V105L38 106L37 108H38V110H37V108L35 107V105H34V107H35V109L36 110H30V108H29V110H30V112H33V113H37V112H39L40 110H42L48 103H49V106L51 105H54V102H55V100H56V95ZM202 94V93H201ZM200 94V95H201ZM208 94V93H207ZM214 94H216V93H214ZM12 95H11V92L10 93H8V96H7V98H6V104L9 106V107H11V105L13 104V101L16 99V98H14L13 99V97H12ZM23 95V94H22ZM41 95V94H40ZM177 95V94H176ZM175 95V96H176ZM178 95H180V92H179V94ZM183 95V94H182ZM188 95V94H187ZM188 95V97H190ZM205 96H206V94H204ZM203 95V96H204ZM204 96V97H205ZM20 97H21V95H20ZM19 97V98H20ZM23 97V96H22ZM21 97V98H22ZM181 98H182V96H180ZM184 97V96H183ZM185 97H186V99H187V96L185 95ZM192 97H190V99L192 98ZM195 97V96H194ZM200 97V96H199ZM198 97V95H197V97H196V101H194L193 99V101H191L190 99H189V101H191V105H193V102H195V104H196V102H197V99L199 98ZM203 97V98H204ZM209 98L210 97H212L211 96V94H210V96H208ZM36 98V97H35ZM170 98L172 99V100H170ZM180 98V99H181ZM202 98V97H201ZM202 98V99H203ZM213 98H215V96L213 97ZM212 98V99H213ZM185 99V98H184ZM200 99V98H199ZM198 99V100H199ZM216 99V98H215ZM215 99H213V100H215ZM23 100V99H22ZM34 100V99H33ZM35 100H37L38 101V98H36ZM40 100V99H39ZM42 100V99H41ZM181 100H183V98L181 99ZM205 100V99H204ZM207 100V99H206ZM209 100V99H208ZM213 100H212V102H213ZM57 101V100H56ZM184 101V100H183ZM33 102V101H32ZM178 102H180L179 100H177V104H178ZM185 102H186V100H185ZM199 102V101H198ZM204 102V101H203ZM206 102V101H205ZM204 102V103H205ZM211 102V101H210ZM218 102V101H217ZM44 103V104H43ZM174 103V102H173ZM175 103H176V101H175ZM213 103H216V101L215 102H213ZM219 103V102H218ZM27 104H29V103H27ZM33 104H35V103H33ZM189 104H190V102H189ZM200 104H203V103H201V99H200ZM211 105H213L212 103H210ZM176 105V104H175ZM199 105V104H198ZM204 105V104H203ZM205 105H206V103H205ZM211 105H208L209 107H211ZM28 107L29 106H32V104L30 103V105H27ZM171 106H172V103H171ZM181 106V105H180ZM186 106H187V104H186ZM185 105H184V107H186ZM196 106H197V104H196ZM200 106V105H199ZM198 106V108H200ZM208 106H204V107H208ZM34 107H33V109H34ZM169 107V106H168ZM173 107H175V106H173ZM177 107H179V106H177ZM190 107V106H189ZM192 107V106H191ZM201 107H203V106H201ZM203 107V108H204ZM207 108V110L208 109H210V108ZM170 108V107H169ZM186 108H188V107H186ZM194 108V106L192 107V109ZM170 109H172V108H170ZM181 109H182V107H181ZM185 109V108H184ZM183 109V110H184ZM189 109H191V108H189ZM202 108H200V110H198L197 112L201 115V113L202 112H204V113H207L208 114V112H210V111H202L201 110ZM8 111H9V113L10 114H12L13 112L11 111V109H7ZM188 111V110H187ZM194 111H196V109H194ZM201 113H200V112ZM7 112V111H6ZM57 112L58 113H60V110H57ZM186 112V111H185ZM191 112V111H190ZM211 113H212V109H211ZM210 113V114H211ZM169 115L171 114L172 116H173V114L170 112V113H168ZM187 114H189V113H187ZM186 114V115H187ZM206 114V115H207ZM57 113H56V117L53 119V120H51L50 121V124H49V126H48V132L46 133V134H48L47 136H48V138H51L50 136V134H52V132H53V130H54V127H55V125L57 124V123H59L60 122V119H61V117L62 116H60L59 115V117H57ZM186 115H184L186 118H187V116ZM205 115V114H204ZM209 115V114H208ZM184 116H183V119H184ZM202 116V115H201ZM198 118H199V116H198ZM203 120V119H202ZM187 122H188V119H186L185 120V123L183 124V125H187ZM18 123H20V124H23V123H25V119L24 118H19V120H18ZM190 123V122H189ZM1 131L2 132H6V133H14L15 132V127H14V124H11V125H8L7 126V130L6 129H1ZM1 135V134H0ZM10 135V134H9ZM37 136H41V135H37ZM0 137H2V136H0ZM3 138L4 137H2L1 139V141L3 142ZM7 138V137H6ZM8 139V138H7ZM7 139H6V144L4 145H0V147L1 146H4V148H5V146L7 147L8 146V143H9V141H7ZM34 139V138H33ZM34 140H37L38 141V143H45V144H48L49 142H52L53 141V139H49L50 141L49 142H47L46 140L43 142V139L42 138H40V137H35V139ZM10 145V144H9ZM4 148H0L1 149V151L0 152H2V154H4V152H7V149H8V151L10 152L9 153V155H3V157L1 158V156H0V219L2 220V218H3V220H2V222H6L7 224V226L11 229L10 231H11V238L7 241V242H4V243H1L0 242V247H3V248H5L6 247V249H5V251H0V254H1V256H0V264H45V261H46V259H47V253L50 251V250H52V249H54L55 247H56V242H52V243H49L52 239H50L49 240V245L51 246V247H49L48 249H47V251H46V249H43V247H36V244H35V247H32V246H34L33 245V242H34V238H36L37 236V233L39 232V231H42V232H44L43 231V229L45 230L46 229V231H47V228H46V225H50L52 228L51 229H53L54 228V232L56 233V235H59V234H57V232H61V234L59 235V238H64V237H66V235H69V233L72 231V229H71V223H72V220L69 218V215H68V210H67V205H66V203L64 202V199H65V197H64V195H66V193H62V192H54V191H51V190H49V191H51V192H53V194L52 193H45L46 195H45V199H44V201H43V196H39V197H42L40 200H42V201H40V200H38L37 199V201L38 202H41V203H37V201H36V203H35V201H33V199L29 196V195H27L28 194V191L27 192H25V187L26 186H29L28 187V189L29 190H32V189H30V188H32V187H35V186H33V184L34 183H36V182H33L34 180V178L32 177V179H31V177H29V176H24V173H25V169L26 168H23V167H20V166H16V165H14L15 163H12L11 164V161L10 160H12V159H16V157H17V155L16 156H14L13 154V156L11 155L10 156V154H11V152L12 153H14L16 150H19V148H17V146H16V149H14L13 148V146H9L8 148H5V151L3 152V149ZM40 149V148H39ZM12 150V151H11ZM13 150H14V152H13ZM21 150H23L22 148H21ZM38 150V149H37ZM43 150V149H42ZM20 152H23V151H20ZM20 152L19 153H17L18 155L20 154ZM38 152V151H37ZM42 152V151H41ZM16 153V152H15ZM7 154V153H6ZM23 154V153H22ZM25 154V153H24ZM36 154V153H35ZM1 155V154H0ZM7 158H6V157ZM21 156H23V155H21ZM21 156H18L19 158L21 157ZM25 156V155H24ZM17 157V161L19 162V160L21 161V159L22 160H26V158H21V159H19ZM3 158H5V159H3ZM9 158V159H8ZM28 159V158H27ZM16 160H15V162H16ZM13 161V160H12ZM28 162V164H30L29 162H30V160L29 161H27ZM27 162H26V164H27ZM17 163V162H16ZM19 164H21L20 162H19ZM18 164V165H19ZM38 164V163H37ZM25 165V164H24ZM39 166H40V164H38ZM27 166V165H26ZM29 166V165H28ZM28 166H27V169H28ZM25 167V166H24ZM40 169L42 168V167H39ZM30 169H31V167H30ZM29 169V170H30ZM31 172V171H30ZM27 173V172H26ZM32 173V172H31ZM31 173H29L30 175H32ZM34 173V172H33ZM36 173V172H35ZM28 174V173H27ZM37 174V173H36ZM33 176H34V174H33ZM25 177V178H24ZM30 178V181H29V184H25V183H27V181L25 182V179L26 178ZM35 177V181H37L38 179L37 178H39V177H37V175L36 176H34ZM27 180V179H26ZM29 180V179H28ZM33 180V181H32ZM39 180H42V177H40L39 178ZM33 182L32 184H30V182ZM25 182V183H24ZM40 182H42V181H40ZM37 183H38V181H37ZM43 183V182H42ZM54 183V182H53ZM58 183V182H57ZM41 184V183H40ZM44 184V183H43ZM34 185H36V187H37V184H34ZM58 186V185H57ZM42 187H44V185L42 186ZM60 187V186H59ZM58 187V188H59ZM38 189V191L40 190L39 189V186L37 187ZM40 188H41V186H40ZM64 190V189H63ZM34 191V190H33ZM41 191V190H40ZM57 191V190H56ZM32 191H30V193H31ZM111 192V191H110ZM29 193V194H30ZM41 193H43V190H42V192ZM36 194V193H35ZM67 194H68V192H67ZM40 195H42V194H40ZM37 196V195H36ZM106 196H108V191L107 190H104V189H102V188H98V186H94V185H92L91 184V186H90V194H89V197L91 198V200H93V202L95 203V204H97V205H99V206H101L102 204H103V202H104V200H105V198H106ZM35 197V196H34ZM37 198V197H36ZM67 210V211H66ZM100 213H99V217H98V219L100 220V221H110L111 219H112V212H113V210L111 209V208H101L100 210ZM5 219V220H4ZM1 222V223H2ZM49 226V227H50ZM97 228V231H98V227H97V225H96V223H94V222H91L90 223V227H89V236H93L94 234H95V232H96V234L95 235H97V231H96V228ZM51 232V231H50ZM50 232H48V233H46V234H49ZM52 233V232H51ZM44 234H45V232H44ZM53 235V234H52ZM36 236V237H35ZM40 236V235H39ZM39 236H38V238H39ZM46 236V235H45ZM42 237H44V236H42ZM49 237H51V234H49ZM53 237V236H52ZM37 238V239H38ZM47 238H48V236H47ZM42 240H40L41 242L44 240V238H41ZM40 242V243H41ZM39 243V244H40ZM43 243H46V240H45V242H43ZM2 245V246H1ZM45 245H48V244H45ZM92 245L94 246L95 244L92 242ZM97 245H100V244H97ZM43 246H44V244H43ZM2 248V249H3ZM30 249H32V252H31V250ZM30 250V251H29ZM102 252V251H101ZM8 255V257L7 258H5L6 256Z\"/></svg>","mask_w":264,"mask_h":264},{"label":"snow or ice","instance_id":"snow-or-ice-1","mask_svg":"<svg viewBox=\"0 0 264 264\" xmlns=\"http://www.w3.org/2000/svg\"><path fill=\"white\" fill-rule=\"evenodd\" d=\"M66 5H71L68 8L69 14H75L78 17H83L93 24L94 34L97 40L103 44L105 39L109 40L112 44L113 55H116L118 58L123 56L125 52L133 47L138 48L140 44H144L145 47L141 50L140 55L143 59H147L153 54L155 45L149 43V39L144 35L140 34L144 31L143 28H133V24H138V18L136 14L132 11L143 5L144 7H150L157 9V15L155 20L158 22L163 20L166 16L169 17L176 24H183L184 17L180 14L178 9L181 7L188 10V13L194 18L197 14V9L206 2V0H62ZM207 2H218V3H232L234 0H207ZM236 3L246 5L249 11L241 14L237 19V23H242L244 21V16L250 15L254 18L259 17V20H254V24L251 25L253 30H255L256 24L264 22V13H260L258 9L264 7V5L257 4L253 0H235ZM5 3V0H0V47L3 45V12L2 6ZM56 0H50V7L55 6ZM161 5H166L168 11L164 12L161 8ZM108 9H119L117 13H114V27L116 28L115 34L109 32L108 26L105 23L96 24L98 19L104 17ZM258 35L260 33H257ZM235 40L236 37H233ZM122 41H127V43H122ZM135 41V44L132 43ZM39 42L37 38L36 43ZM253 49L245 47L244 55L241 57L243 60L249 55ZM258 51V49H255ZM210 54L205 56L202 59L200 66V71H208L212 74L213 78L216 80L217 85L220 88L219 95L228 94L227 98L233 102H239L240 94L238 89L241 84L244 82L245 76L248 73H245L244 76H241L236 71V65L231 64L224 59V57L219 53V49H211L209 46ZM16 62V61H14ZM239 61H237V64ZM206 66V67H205ZM264 68V57H257L253 63L251 71L257 73L261 72V69ZM197 83L195 76L190 78V84L186 85L187 88H192ZM249 89H252L253 82L249 80L247 82ZM235 94L233 95V91ZM50 91V90H49ZM227 104H214L213 108L216 109H226ZM132 105H127L126 108L122 111H127L128 108H131ZM158 120L162 121V117H157ZM36 125H34L35 127ZM211 132H205V136L211 135ZM217 139L223 143L226 137L223 133L217 131ZM130 166L135 168L136 163L130 161ZM122 238V237H121ZM119 240L113 243L112 247L108 249V252L105 255H109L116 250L118 247Z\"/></svg>","mask_w":264,"mask_h":264}]
</instances>
